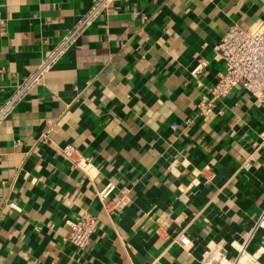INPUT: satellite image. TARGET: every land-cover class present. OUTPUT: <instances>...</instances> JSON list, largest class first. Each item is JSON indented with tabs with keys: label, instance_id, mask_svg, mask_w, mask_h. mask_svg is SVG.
<instances>
[{
	"label": "crops",
	"instance_id": "obj_1",
	"mask_svg": "<svg viewBox=\"0 0 264 264\" xmlns=\"http://www.w3.org/2000/svg\"><path fill=\"white\" fill-rule=\"evenodd\" d=\"M93 1L0 0V106ZM257 20L264 0H112L0 120V264H208L246 240L264 264L263 228L250 237L264 209V101L237 86L198 108L224 69L213 45ZM84 212L98 227L78 249L66 220Z\"/></svg>",
	"mask_w": 264,
	"mask_h": 264
},
{
	"label": "built area",
	"instance_id": "obj_2",
	"mask_svg": "<svg viewBox=\"0 0 264 264\" xmlns=\"http://www.w3.org/2000/svg\"><path fill=\"white\" fill-rule=\"evenodd\" d=\"M111 1H93L86 13L60 38L50 53L42 59L38 67L14 86L11 94L0 106V120L6 116L16 101L35 82L42 78L44 72L55 62L59 55L68 49L78 34L94 21L95 18L105 12ZM213 49L224 60V69L218 73L217 81L210 88V96L198 102L200 113L208 115L212 112L214 104L222 97L228 95L237 86L242 87L261 101H264V20H257L248 27H242L238 23H232L220 40L213 45ZM205 63V60L199 61L192 70V73H196ZM176 126V123H172L173 128ZM261 137L264 140V132ZM61 152L71 160L72 164L80 167L88 176L93 177L95 170L92 163L79 151L77 146L67 143L61 147ZM112 188L113 185L110 182L106 183L98 191L100 197H105ZM113 202L118 205V201L115 200ZM66 222L69 226L67 239L78 249L86 246L98 227V218L88 212H84L74 219H67ZM259 227L263 228L264 239V209L258 216L250 232V237L253 236L254 231ZM173 239L178 245L184 248L192 245V239L183 230L178 231ZM246 247L247 240L238 246V253L229 261H224L221 252L216 251L208 259V264H212V259L217 261L223 260L224 262L222 264H243L244 262H240L243 253L247 254L245 261H249L251 264H259L254 253L248 252Z\"/></svg>",
	"mask_w": 264,
	"mask_h": 264
}]
</instances>
